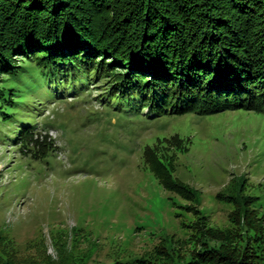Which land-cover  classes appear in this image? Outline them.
<instances>
[{"label":"rangeland","instance_id":"obj_1","mask_svg":"<svg viewBox=\"0 0 264 264\" xmlns=\"http://www.w3.org/2000/svg\"><path fill=\"white\" fill-rule=\"evenodd\" d=\"M93 84L66 95L40 77L18 84L15 115L0 118V233L22 259L133 263L161 247L190 257L200 216L235 228L230 196L252 198L264 227V113L157 116L115 106ZM0 87L8 98L9 81ZM42 142L53 148L47 156ZM148 148L166 151L173 180L196 200L161 184Z\"/></svg>","mask_w":264,"mask_h":264},{"label":"trees","instance_id":"obj_2","mask_svg":"<svg viewBox=\"0 0 264 264\" xmlns=\"http://www.w3.org/2000/svg\"><path fill=\"white\" fill-rule=\"evenodd\" d=\"M37 77L64 95L100 83L113 105L157 116L264 113V0H0V79L10 83L8 98L0 87L3 121L21 100L15 87ZM41 144L47 156L53 148ZM159 149L146 150L149 169L167 190L196 200ZM229 199L234 229L210 228L196 210L202 240L190 257L161 247L115 264H264L263 218L252 198ZM12 245L0 233V264L72 262L27 261Z\"/></svg>","mask_w":264,"mask_h":264}]
</instances>
